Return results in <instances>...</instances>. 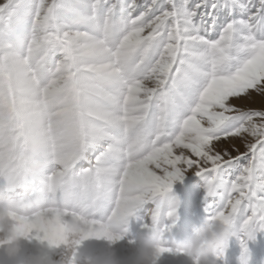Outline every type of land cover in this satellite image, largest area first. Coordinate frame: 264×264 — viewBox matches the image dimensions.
I'll list each match as a JSON object with an SVG mask.
<instances>
[{
    "label": "snow or ice",
    "instance_id": "snow-or-ice-1",
    "mask_svg": "<svg viewBox=\"0 0 264 264\" xmlns=\"http://www.w3.org/2000/svg\"><path fill=\"white\" fill-rule=\"evenodd\" d=\"M252 93L264 98V0H0V169L31 163L54 199L91 202L97 238L123 239L151 204L141 228L163 243L178 220L166 198L195 169L203 198L220 196L209 218L230 225L217 264H264V109L231 103ZM54 213L20 229L67 243Z\"/></svg>",
    "mask_w": 264,
    "mask_h": 264
},
{
    "label": "clouds",
    "instance_id": "clouds-1",
    "mask_svg": "<svg viewBox=\"0 0 264 264\" xmlns=\"http://www.w3.org/2000/svg\"><path fill=\"white\" fill-rule=\"evenodd\" d=\"M72 179L70 172L65 177V192ZM60 194L57 189L56 196ZM171 199L174 203L175 198ZM52 208L58 209V214L46 216V220L59 224L67 243L53 246L35 240L34 250L24 257L22 264H71L75 243L93 238L100 240L97 238L99 230L93 228V221L89 219L93 211L91 202L77 210L70 201L54 199L50 182L34 178L31 163L11 161L6 169H0V250L10 258L16 257L21 242L32 241L20 229V218L42 212L47 214ZM120 231L127 232L126 229ZM229 232L230 225L220 216H214L193 226L186 239H174L170 246H165L160 230L152 225L132 238L130 251L121 253L115 247L120 240L103 238L106 243L100 248L86 254H81L78 249L77 264H160L166 251L173 257L187 258L190 264H217Z\"/></svg>",
    "mask_w": 264,
    "mask_h": 264
},
{
    "label": "rangeland",
    "instance_id": "rangeland-1",
    "mask_svg": "<svg viewBox=\"0 0 264 264\" xmlns=\"http://www.w3.org/2000/svg\"><path fill=\"white\" fill-rule=\"evenodd\" d=\"M141 3L145 0H140ZM150 2V0H147ZM195 2V0H193ZM231 103L236 107L242 109H264V98L260 97L256 93H252V99L249 100L246 97L243 98H232ZM229 142H222L219 147H226ZM239 146V141H233ZM243 147H240V151H243ZM182 151L181 149L175 150L176 154ZM185 154L191 157V153L187 152ZM232 155H236V152H232ZM195 159V157H191ZM195 169H190L185 173L183 181L176 182L173 185L172 191L168 194L166 199H171L175 197L178 201L177 216L178 220L176 225L164 236L165 246H170L172 240L174 239H186L191 232V229L195 225H199L204 220L212 215V208H214L220 201V196L218 194L209 195L207 198L204 197V184L206 179L203 175H196L194 173ZM152 207L151 204H147L139 209L133 217L129 218L127 234L123 239H121L115 247L121 252L126 253L131 250L132 245L130 241L132 238L144 231L141 228V221L145 218L146 209ZM208 209V210H206ZM166 210V208H165ZM92 240V241H91ZM23 240L21 242V250L18 255L14 258H10L0 250V264H22L24 257L31 251L34 250L36 246V241ZM106 241L103 239H89L82 242L79 252L81 254H86L89 251L95 250L104 246ZM160 264H190V261L183 257L177 256L173 257L170 255H165L162 257Z\"/></svg>",
    "mask_w": 264,
    "mask_h": 264
},
{
    "label": "bare ground",
    "instance_id": "bare-ground-1",
    "mask_svg": "<svg viewBox=\"0 0 264 264\" xmlns=\"http://www.w3.org/2000/svg\"><path fill=\"white\" fill-rule=\"evenodd\" d=\"M34 241H35V240H34ZM34 241H33V242H34ZM91 241H92V240H91Z\"/></svg>",
    "mask_w": 264,
    "mask_h": 264
}]
</instances>
